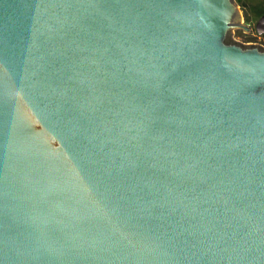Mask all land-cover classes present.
Wrapping results in <instances>:
<instances>
[{"label":"water","instance_id":"95a60500","mask_svg":"<svg viewBox=\"0 0 264 264\" xmlns=\"http://www.w3.org/2000/svg\"><path fill=\"white\" fill-rule=\"evenodd\" d=\"M237 28V0H0V264H264Z\"/></svg>","mask_w":264,"mask_h":264},{"label":"rangeland","instance_id":"374dc122","mask_svg":"<svg viewBox=\"0 0 264 264\" xmlns=\"http://www.w3.org/2000/svg\"><path fill=\"white\" fill-rule=\"evenodd\" d=\"M238 1V0H237ZM262 0H241L238 1L241 7L243 22L252 27L251 31H244L237 28L233 32V39L243 44H259L264 46V32L259 33L257 23L264 14H257L256 6ZM245 4V5H243Z\"/></svg>","mask_w":264,"mask_h":264},{"label":"trees","instance_id":"16d2710c","mask_svg":"<svg viewBox=\"0 0 264 264\" xmlns=\"http://www.w3.org/2000/svg\"><path fill=\"white\" fill-rule=\"evenodd\" d=\"M241 2V0H238ZM245 5V4H243ZM256 12L257 14H264V0H262L257 6H256Z\"/></svg>","mask_w":264,"mask_h":264}]
</instances>
